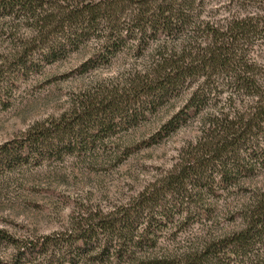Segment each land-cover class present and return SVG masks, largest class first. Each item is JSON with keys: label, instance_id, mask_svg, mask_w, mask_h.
I'll return each mask as SVG.
<instances>
[{"label": "trees", "instance_id": "trees-1", "mask_svg": "<svg viewBox=\"0 0 264 264\" xmlns=\"http://www.w3.org/2000/svg\"><path fill=\"white\" fill-rule=\"evenodd\" d=\"M204 2L0 0V37L20 66L92 47L85 71L128 43L143 55L152 38L164 36L145 62L136 58L57 117L32 124L12 148L6 143L3 152L15 161L33 153L43 159L54 147L93 148L184 95L153 132L118 155L200 122L173 166L129 200L87 206L60 232L15 236L0 228V242L14 246L5 264H264V183L257 179L264 174V58L257 50L264 16L216 21L202 15Z\"/></svg>", "mask_w": 264, "mask_h": 264}, {"label": "rangeland", "instance_id": "rangeland-1", "mask_svg": "<svg viewBox=\"0 0 264 264\" xmlns=\"http://www.w3.org/2000/svg\"><path fill=\"white\" fill-rule=\"evenodd\" d=\"M247 13L264 16V0H205L202 15L224 21ZM157 38L151 39L143 55L137 56L128 43L111 61L98 62L84 71L81 64L93 54L92 47L56 62L20 66L7 58L9 41L0 37V228L15 236L63 231L85 207L109 208L125 202L173 166L179 149L197 134V119L158 144L135 146L125 156L118 153L126 145L133 147L131 141L139 142L153 132L183 104L185 95L137 125L118 127L93 148L70 152L67 147H54L43 159L33 153L22 162L3 152L6 143L12 148L32 124L57 117L93 86L129 68L136 58L145 62L164 36ZM257 50L264 58V45ZM257 179L264 183V174ZM13 251L12 244L0 242V264L10 260Z\"/></svg>", "mask_w": 264, "mask_h": 264}]
</instances>
